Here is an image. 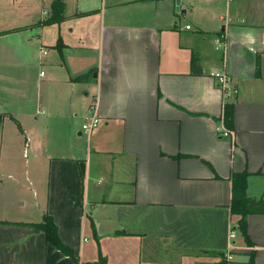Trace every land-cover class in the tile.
Returning a JSON list of instances; mask_svg holds the SVG:
<instances>
[{
  "label": "crops",
  "instance_id": "0c3cea01",
  "mask_svg": "<svg viewBox=\"0 0 264 264\" xmlns=\"http://www.w3.org/2000/svg\"><path fill=\"white\" fill-rule=\"evenodd\" d=\"M15 1L0 9V183L19 209H0V264H264V213L247 243L231 212L234 173L264 202V0H63L48 25L54 0ZM45 215L72 255L25 224Z\"/></svg>",
  "mask_w": 264,
  "mask_h": 264
},
{
  "label": "trees",
  "instance_id": "16d2710c",
  "mask_svg": "<svg viewBox=\"0 0 264 264\" xmlns=\"http://www.w3.org/2000/svg\"><path fill=\"white\" fill-rule=\"evenodd\" d=\"M65 3L63 0H54L51 4V14L49 17L44 19L40 24L48 25L55 22H60L63 19ZM62 42L59 38L56 46L59 48ZM191 71L194 74H202V69L197 61L195 54L192 56L191 60ZM233 119V109L231 104H226L224 111L223 121L228 126ZM227 128V127H226ZM248 173L246 171L241 173H234L232 175V198H231V212L233 215L237 216V229L242 234L243 238L246 239L247 243H251L247 233V222L246 217L249 213H264V202H260L258 205L250 206V199L246 197L245 185ZM3 223V221H0ZM28 226L37 228L44 232L46 241L54 245L56 248L60 249L65 253L71 254L70 248L65 246L59 239L57 233V227L50 215H45L41 222L38 223H25ZM220 256V261H224V256L222 253H217ZM250 264H254L253 257L250 258ZM85 264H106V260L103 256H99L97 261L88 262Z\"/></svg>",
  "mask_w": 264,
  "mask_h": 264
},
{
  "label": "rangeland",
  "instance_id": "374dc122",
  "mask_svg": "<svg viewBox=\"0 0 264 264\" xmlns=\"http://www.w3.org/2000/svg\"><path fill=\"white\" fill-rule=\"evenodd\" d=\"M194 1V0H193ZM196 2H198L199 4V0H195ZM44 7H48V0L44 1ZM19 3L21 4H25L26 6L30 5V7H32L33 11H38V13H40L41 9H42V2L41 0H19ZM36 4L38 5L37 8L35 7ZM14 5H16V1L15 0H0V9L1 12L3 14H8L10 13V11H13L14 9ZM201 5V4H199ZM201 7V6H200ZM202 8V7H201ZM48 10V9H47ZM189 17L187 16V18L185 19V22H189V24H191L192 26H195L197 23V20L193 19V20H188ZM17 194V192H15V187L12 184V182L8 183V182H4L3 184L0 183V209H19L16 208V204L14 205V196ZM10 201V205L6 206L5 202ZM20 209H27V206L24 208H20ZM1 212V210H0ZM27 214V213H26Z\"/></svg>",
  "mask_w": 264,
  "mask_h": 264
},
{
  "label": "built area",
  "instance_id": "2783aa9c",
  "mask_svg": "<svg viewBox=\"0 0 264 264\" xmlns=\"http://www.w3.org/2000/svg\"><path fill=\"white\" fill-rule=\"evenodd\" d=\"M187 28H189V25L186 26ZM44 53H46L45 50H42ZM211 75L217 79L219 85L225 89V90H231L233 92H236L237 90L235 89L234 85L232 84V81L230 79V77L228 76V74L226 73L225 70H220V71H213L211 72ZM91 110L86 113L83 117V122L81 124L82 130L86 133H91L94 129H96L99 125L100 119L97 116V114L95 112L92 111V109L94 108V104L91 103ZM220 133L223 136H233V131L228 130L226 128H223ZM235 232L234 229L231 230V234L233 235Z\"/></svg>",
  "mask_w": 264,
  "mask_h": 264
},
{
  "label": "water",
  "instance_id": "95a60500",
  "mask_svg": "<svg viewBox=\"0 0 264 264\" xmlns=\"http://www.w3.org/2000/svg\"><path fill=\"white\" fill-rule=\"evenodd\" d=\"M176 3H179V1H178V0H176ZM253 203H254V201H253V200H251L250 204H253Z\"/></svg>",
  "mask_w": 264,
  "mask_h": 264
}]
</instances>
